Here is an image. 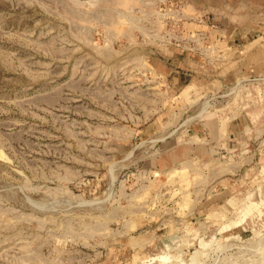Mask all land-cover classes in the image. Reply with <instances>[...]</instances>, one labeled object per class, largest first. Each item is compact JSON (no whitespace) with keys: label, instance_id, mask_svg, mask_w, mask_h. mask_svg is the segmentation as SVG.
<instances>
[{"label":"rangeland","instance_id":"1","mask_svg":"<svg viewBox=\"0 0 264 264\" xmlns=\"http://www.w3.org/2000/svg\"><path fill=\"white\" fill-rule=\"evenodd\" d=\"M239 1L0 0V264H264Z\"/></svg>","mask_w":264,"mask_h":264},{"label":"crops","instance_id":"2","mask_svg":"<svg viewBox=\"0 0 264 264\" xmlns=\"http://www.w3.org/2000/svg\"><path fill=\"white\" fill-rule=\"evenodd\" d=\"M259 4L260 3L257 2L256 0H254L253 2L250 0L249 1L240 0L238 6L241 5L242 7L247 8L248 11L250 12L258 13L259 8H260ZM249 16L250 17L246 18L244 20V23L242 24V25L247 26L245 30H242L241 32L242 34H244L242 37V40H246L248 38V39H254L255 42H257L258 40L262 38V27L260 26L261 22L260 21L257 22L256 17L253 18L251 14ZM253 23H254V26H252ZM257 23L259 26H257ZM257 32L259 33L257 34ZM249 48H254V43H251Z\"/></svg>","mask_w":264,"mask_h":264}]
</instances>
